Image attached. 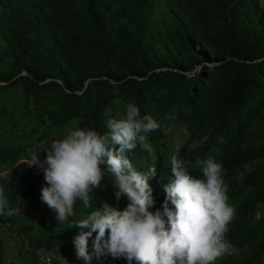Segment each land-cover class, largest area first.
Returning a JSON list of instances; mask_svg holds the SVG:
<instances>
[{"label":"trees","instance_id":"1","mask_svg":"<svg viewBox=\"0 0 264 264\" xmlns=\"http://www.w3.org/2000/svg\"><path fill=\"white\" fill-rule=\"evenodd\" d=\"M211 3L204 10L198 0H0V121L10 108L39 126L79 120L103 135L108 119L124 118L135 104L160 125L148 134L150 153L139 146L128 153L137 171L156 168L152 210H162L172 178L161 149L172 145L196 179L206 180L196 160L212 158L223 165L236 210L226 239L237 254L216 264H264V0ZM43 139L31 146L41 161L52 144L42 146ZM31 147L0 140V187L9 207L23 211L0 216V224L28 244L9 264H48L41 256L83 264L72 222L104 203L122 211L130 201L116 200L115 178L102 165L92 207L77 201L75 215L57 222L40 200L43 172L21 162ZM93 264L128 261L108 256Z\"/></svg>","mask_w":264,"mask_h":264},{"label":"clouds","instance_id":"2","mask_svg":"<svg viewBox=\"0 0 264 264\" xmlns=\"http://www.w3.org/2000/svg\"><path fill=\"white\" fill-rule=\"evenodd\" d=\"M107 132L76 128L52 142L43 161L41 151H33L25 161L43 172L47 186L41 188L40 200L55 213L57 222H68L75 215L74 206L82 201L92 207L90 193L101 185L105 168L115 178L116 200L126 196L130 203L118 210L104 203L82 219L72 222L79 229L73 239L75 255L83 264H93L102 257L124 258L128 264H216L237 250L226 239L236 210L228 203L223 165L212 158L196 160L206 180L189 174L186 162L178 155L171 157V180L163 186L162 210L153 211L156 200L148 173L136 170L128 157L139 146L151 152L148 134L160 128L151 115L140 116L139 108L126 105L124 118H110ZM207 142L208 137L202 138ZM118 146V147H117ZM180 149L177 147V153ZM22 205L10 208L0 187V216L20 214ZM95 233V238L93 237ZM91 241V242H90ZM42 261L54 263L48 256ZM64 264H71L65 262Z\"/></svg>","mask_w":264,"mask_h":264},{"label":"rangeland","instance_id":"3","mask_svg":"<svg viewBox=\"0 0 264 264\" xmlns=\"http://www.w3.org/2000/svg\"><path fill=\"white\" fill-rule=\"evenodd\" d=\"M201 5L204 7V10H210L212 7L211 0H198ZM209 67L214 66L215 64H207ZM50 122H47L45 125H37L35 120H31V117H24L22 112L17 110H11L9 108L8 114L3 117L0 121V140L11 143L17 147H31L33 146L39 137L43 135V141L41 145H45L47 143H51L55 140L63 139L69 130H75L76 128H83L82 122L79 120L70 121L67 123L57 124V125H49ZM34 129L35 134L32 138L28 137L30 131ZM175 142V140H173ZM169 148H163L160 150L159 154L162 156H166L167 158L172 157L176 154V150H174L172 145L168 144ZM34 147H31L28 150V153L33 151ZM27 152L24 154L27 155ZM21 162H25L22 160ZM5 228V230H4ZM0 240L5 243V252L0 264H9L10 261H13L15 258V253H17L20 249H24L27 246V242L24 238H16L15 236L8 233V229L4 224H0ZM1 243V242H0ZM24 245H23V244ZM18 264H24L23 260H21Z\"/></svg>","mask_w":264,"mask_h":264},{"label":"water","instance_id":"4","mask_svg":"<svg viewBox=\"0 0 264 264\" xmlns=\"http://www.w3.org/2000/svg\"><path fill=\"white\" fill-rule=\"evenodd\" d=\"M23 75H25V74H23Z\"/></svg>","mask_w":264,"mask_h":264}]
</instances>
